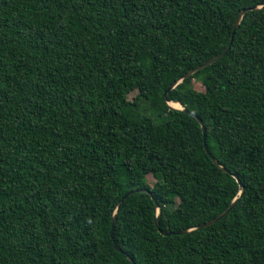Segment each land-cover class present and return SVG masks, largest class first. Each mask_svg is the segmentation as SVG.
<instances>
[{
  "label": "trees",
  "instance_id": "trees-1",
  "mask_svg": "<svg viewBox=\"0 0 264 264\" xmlns=\"http://www.w3.org/2000/svg\"><path fill=\"white\" fill-rule=\"evenodd\" d=\"M263 3L0 0V264H264Z\"/></svg>",
  "mask_w": 264,
  "mask_h": 264
},
{
  "label": "water",
  "instance_id": "water-1",
  "mask_svg": "<svg viewBox=\"0 0 264 264\" xmlns=\"http://www.w3.org/2000/svg\"><path fill=\"white\" fill-rule=\"evenodd\" d=\"M264 7V3L261 4V5H257V4H254L252 6H249V7H244L241 9V11L239 12V14L237 15L236 19H235V22H234V25H233V29L231 31V35H230V39H229V42L228 44L226 45L225 49L223 51H221L220 53H218L217 55L211 57L210 59L196 65L195 67L193 68H190L189 70H187L178 80L174 81L173 83H171L163 92V96H164V102L167 104V106L169 108H174V109H181L187 113H190L194 118H196V120L199 122L200 124V127H201V131L203 133V147H204V150L206 151V153L209 155V157L212 159V161L216 164L219 165V163L217 162V160L214 158V156L212 155V153L210 152L208 146H207V143L205 141V135H206V128L203 124V120L195 113V112H191L190 110H188L187 108L183 107L180 103H179V106H173L170 104V102H174V101H171L169 98H168V92L173 88L175 87L177 84L183 82L186 78L190 77L191 75H193L195 72H197L198 70L206 67L207 65L209 64H212L213 62H215L216 60L220 59L226 52L227 50L231 47V44H232V41H233V37H234V34L238 28V25H239V22L240 20L242 19L243 15L249 11V10H254V9H259V8H263ZM223 168V167H222ZM225 171H229L227 170L226 168H223ZM233 177L236 178V180L238 181L239 183V186L241 187V184H240V179L238 178V175L236 173H231ZM133 192H145V193H149L151 195V197H153L150 189H147V188H144V187H140V188H135V189H131L129 191H127L126 193H124L121 197V199L116 203V208L119 206L120 202L125 199L127 196H129L130 194H132ZM236 200H237V197H235L231 203L221 212L219 213L216 217L214 218H211L207 221H204L200 224H197L196 226L194 227H188V228H184V229H180V230H167V231H163L162 229L158 228V231L163 234V235H168V234H181V233H187L195 228H200V227H205V226H208L214 222H216L217 220H219L220 218H222L223 216H225L236 204ZM154 211H155V217H154V222H155V225L158 227V221H157V214H158V211H159V205H158V202L154 199ZM115 214L113 215L112 217V222H111V229H110V236L113 237V232H114V226H115ZM114 246H115V249L119 252H123V250L120 248V246L116 243V241L114 240ZM127 257L131 258L128 254H127ZM132 259V258H131ZM132 264H135L134 262H132Z\"/></svg>",
  "mask_w": 264,
  "mask_h": 264
},
{
  "label": "rangeland",
  "instance_id": "rangeland-1",
  "mask_svg": "<svg viewBox=\"0 0 264 264\" xmlns=\"http://www.w3.org/2000/svg\"><path fill=\"white\" fill-rule=\"evenodd\" d=\"M186 83H187V86L191 89L198 90V91L204 90L202 83L197 79L190 78L186 81ZM137 93H138L137 90L131 91L130 93H128V98L132 99L133 97H135L137 95ZM147 181L152 186L156 180L152 175L148 174L147 175Z\"/></svg>",
  "mask_w": 264,
  "mask_h": 264
},
{
  "label": "bare ground",
  "instance_id": "bare-ground-1",
  "mask_svg": "<svg viewBox=\"0 0 264 264\" xmlns=\"http://www.w3.org/2000/svg\"><path fill=\"white\" fill-rule=\"evenodd\" d=\"M170 104L173 105V106H179L178 102H170Z\"/></svg>",
  "mask_w": 264,
  "mask_h": 264
}]
</instances>
